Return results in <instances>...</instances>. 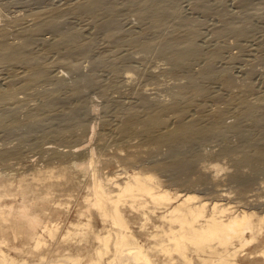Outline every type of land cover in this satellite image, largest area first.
<instances>
[{"label":"bare ground","instance_id":"1","mask_svg":"<svg viewBox=\"0 0 264 264\" xmlns=\"http://www.w3.org/2000/svg\"><path fill=\"white\" fill-rule=\"evenodd\" d=\"M111 1L114 0H77L72 4L65 2L68 4H64L65 7L44 6L32 11L31 20L25 23L23 21L26 19L19 13L9 18H4V15L5 20L15 23L12 29L10 25L0 23V68L18 65L23 68L22 71L10 69L9 76L0 77V131L11 133L15 130L11 128L28 124L31 134L36 131L37 134L41 133V136L37 135L39 139L48 140L44 145L41 144L43 146L40 145L39 157H35L36 154L28 155L21 141L12 146H0V264H158L154 256L156 249L170 256L166 264L175 263L174 254L188 264H197L196 259L200 264H264V199L259 197L258 192L248 193L253 190L255 172L241 169V166H247L255 171L264 163V117L256 119L262 131L259 138L254 132L242 129L245 119L252 116L256 109H263L264 105H246L247 112L244 111L234 121H227L226 109L219 104L220 96L205 95L206 85L198 78H213L217 74L218 70L211 65V61L217 59L220 46L205 56L204 65L198 72L200 77L192 75L189 82H176L177 89L168 98L155 95V91L149 88L139 93L135 103L122 114L102 118L104 123L108 122L105 125L100 123L105 129L102 131L103 137L104 133L111 132L115 142L125 141L127 149L123 147L121 150L126 152L120 150L112 157L101 158L96 146L91 143L100 133L97 132V123L91 131H74L75 126H85L82 116H76L84 104H68L69 101L66 103L65 100L69 98L65 96L68 90L71 95H82L84 86L90 80L83 78L70 83L67 73L77 68L79 52L87 49L90 41L80 42L77 38L79 29L64 27L68 15H87L91 29L95 33L103 31V36L115 46L121 43L149 50L155 40L146 35L152 30H161L165 26L164 17L176 11L175 0H125L131 12L143 21V25L141 31L124 35L118 41L116 36L120 30L113 21L121 15V9L117 4L109 5ZM239 1L246 6L248 0ZM209 4L201 0L194 1V7L200 9L201 13H217L224 19L222 22L227 21V25L241 31L246 28L245 20L250 15V12L245 11L247 7H244L245 13L241 18L231 21L229 14L221 7L212 11L215 7ZM1 17L0 22L4 20ZM16 23L17 27L14 28ZM173 28H184L186 31L180 34L174 30L166 34L158 43L160 52L173 67L185 70L190 60L198 55L193 42L194 24L179 17ZM47 30L53 36L43 39L46 45L43 52L50 50L56 55L50 64L41 61L46 52L35 53L31 49L38 40H35L37 36ZM10 33L18 34L19 41L9 40ZM240 35L245 37L246 32ZM234 58L236 55H231V59ZM53 63H61L65 68L58 75H53L55 77L49 71ZM112 70L115 74L120 73L117 64ZM225 70L221 68L220 72L228 73ZM132 73H127L125 79L130 78ZM50 80L56 82L54 88L46 87ZM224 83L229 84V81ZM43 84L45 88L41 87ZM63 87L68 89L66 94L62 93ZM62 94L65 100L61 103H65L59 104ZM33 96H38L39 102L33 103L34 107L29 106L32 109L29 108L30 112L26 115H17L19 112L16 114L13 107L28 103L27 99L32 100ZM226 97L231 101L233 94ZM197 98L203 99L206 106L197 103ZM208 99L210 104L207 103ZM101 104H91V114H98V105ZM58 106L64 115V118L59 116L62 122L56 119ZM53 118L55 122L59 121V125L46 131V123L51 120L54 122ZM229 132H236L240 137L239 143L236 141L238 144L234 145L224 142L216 154L220 158L229 155L236 157L237 154L239 157H234L235 164L232 165L234 169H229L221 162L203 164L195 157L197 144L213 139L224 140ZM86 134H90V137L84 139ZM65 135L71 143L56 142ZM37 141L34 147L40 144ZM143 144H150L151 147L143 149ZM146 158L149 159L148 164ZM102 161L109 165L119 162L124 166L113 173H106L99 165ZM47 168L56 174H47ZM153 170L166 176V180L176 187H164ZM41 180H44L43 184ZM225 181L235 183L240 188V207L221 204L220 201L228 195V192L222 191L224 187H219ZM82 182L89 190L84 197L90 210L87 220L82 219L84 211L78 209V215L74 218H71L70 213L72 203H75V208L79 205L76 203L75 190L82 186ZM206 182L214 187L210 188L212 192L209 190L210 194H214L211 201L193 189L195 185ZM181 186L186 188V193H180ZM208 187L206 185L205 190ZM56 192L65 197L57 196ZM93 215L97 216L102 227L93 225ZM155 216L163 223L156 224V229L150 230ZM62 223L68 226L67 236L82 235L78 243L73 245L78 250L77 254L66 248L56 257L39 253L38 263L27 259L20 262L3 249V244L8 243L4 236H13L15 239L25 236L26 243H32V251H40L49 244L46 235L56 236ZM135 227H139V231H149L151 239L158 241L148 244L137 234ZM80 243L82 246L75 247ZM23 249L27 250V246ZM215 255L216 259L212 258ZM87 256L89 259L86 262L84 258Z\"/></svg>","mask_w":264,"mask_h":264},{"label":"rangeland","instance_id":"2","mask_svg":"<svg viewBox=\"0 0 264 264\" xmlns=\"http://www.w3.org/2000/svg\"><path fill=\"white\" fill-rule=\"evenodd\" d=\"M41 1L43 2V4ZM76 1L77 0H67V1L66 0H61V1L60 0H0V8H1L0 17L2 16L1 18H3L5 15L4 18L6 17L9 18V16L12 15L15 16L16 13L17 14L19 13L18 15L22 16L24 20L26 19L25 21H23L25 23L28 20L29 21L31 20L32 11L42 9L41 7L44 6L49 7V5L65 7V5L67 6L68 4L70 3L72 4L73 2L75 3ZM114 1L109 2V5L117 4L118 7L121 9V15L118 17V19L113 21L115 26L120 30V33L116 36V39L118 41H121L124 38V35L137 33L141 31V26L143 25V21L138 19V17L133 12H131V10L128 8V5L125 3V0H114ZM194 1L196 2V0H175L176 11L175 13L168 14L164 17L165 26L159 31L152 30L149 34L146 35L147 38H153L155 40L154 42L155 44H153L154 46L152 45L151 49L149 50H145L144 48L141 47L126 46V45H122L121 43L118 46H115L113 43H110L106 39V37H104L105 35L103 31H101L100 33L96 31L95 33V30L91 29L92 26L88 24L89 17L87 15L80 14L77 17H75L74 15H68L64 27L68 28L69 26V28L79 29L80 33L77 36L78 40L80 42L90 41V43L87 49L79 52L78 55L79 57H77L78 59L76 60L77 63L79 64L78 65L79 67L77 66L76 69L71 70L72 72L69 71L67 73L68 76L67 79H69L68 81L70 83L77 81V79L79 80L83 78L84 79L87 78V81L88 80L90 81H88V83L84 86L83 89L84 91L81 92L82 95L80 93L78 94L81 97L75 94L78 96V98L74 94L71 95L69 90L63 87L65 89H62L63 90L62 93H65L68 90L70 94L68 92L67 94L65 93L67 95L65 97L69 99L65 100V97L62 94L58 102L59 104H63L66 101L67 102L69 101L68 104H77L80 102L84 104V107L86 108L83 107L80 110L81 112L78 111L76 113V116L79 115L77 116L78 118L82 116L81 118L84 119L85 126H80V127L75 126L76 129H74V131L85 132L87 131V129L91 131V128L95 123L99 124L97 127L98 128L97 132L100 131V133L98 132L99 134L96 135L97 137H95L91 143H93L96 146V149L101 158L105 159L108 157H112L114 154H117V152L120 151L121 148L123 147L125 150L127 149L126 146L127 143L125 141L120 142L118 140H116L115 142L114 136L112 137V135H110L111 132L104 133V137H103L102 131H104L105 129L103 128L102 124L105 125L108 122L104 123L102 121V118L109 117L111 115L122 114L132 103H135L136 98L139 96V93L149 88L155 91V95L168 98L169 95H171L177 89L176 82L177 83L183 81L189 82L192 80L193 76L194 77L199 76L198 72L202 69L201 66L204 65L206 59L205 56L209 54L210 51L214 50L215 48H218L217 46H220L218 48L219 49L218 57L216 60L211 61V65H213L219 72L217 71V74H215L213 78H202L200 76H199L200 78H198L199 79L198 81L206 85L205 95L217 94L220 96L219 104L226 109L225 118L227 121H234L239 116H241V114L244 111L247 112L248 106L246 105L249 104L260 105V106L264 105V0H248L246 1L247 2L246 6L243 3H241L239 0L238 1L237 0L236 1L235 0L233 1L232 0H218V1L201 0V1H205L208 4L210 3L209 5H212V7L214 6L215 8L212 9V11L219 10L217 9V7L218 8L221 7L226 13L229 14V18L231 19V21L232 19L236 21L237 18L238 19L241 18V16H243V14L245 13L243 11L245 9H246L245 11L250 12V15L247 16L245 20L246 28L243 29L242 31L236 29L235 27L227 25V21L226 23L225 21L222 22L224 19H221V17H219L217 13L216 15H214L215 13H212L213 15L209 13L208 15L202 12L204 14L203 16L201 10L194 7ZM65 2H67L68 4ZM192 3L193 5H191ZM244 7L247 8L244 9ZM179 17L183 19H188L190 22L194 24L195 36L193 42L198 51V55L190 60L188 67H186V69L184 68L185 70L182 69L179 70L173 67L172 64L169 63L167 57L160 52V45L158 44L159 42H161L162 38H164L166 34L175 30L173 28V24L175 21L178 20ZM0 23L2 25L3 23L4 25H10L11 29L13 28V25H15L14 22H9V20H5V19L2 20ZM17 24L18 23H16V26H14V28L17 27ZM175 31L177 33L182 34L186 31V29L179 28L176 29ZM245 32H246L245 37L240 35V34H244ZM10 34H11L10 36L8 35V39L10 38L9 40L19 41L18 38H20V36L18 34L16 33L13 34L10 33ZM51 36H53V33L48 30L42 32L35 39V40L38 39L37 40L38 42L35 41L33 43L31 48L32 51H34L35 53L43 52V49L46 46L43 42L44 41L43 39L50 38ZM49 51L50 50H44V52L46 53L43 52L44 54L41 59L42 62L50 64V62H52L53 59L56 57V55L53 52H49ZM233 54L236 55V58H234V60L231 59V55ZM115 64H117V66L120 69V73L118 74H115L112 70ZM51 66L52 67L49 69L51 76L55 74L58 75L59 71L65 70L63 64L61 63H53V65ZM1 68H0V77L2 78L9 76L10 69L14 70L15 68V70L17 71L23 70V68L19 65L10 66V68L9 66H5ZM221 68L222 71L226 69L225 71H228V73L222 71L220 72ZM130 71L133 72L132 75L130 76V78L125 79L127 73H129ZM228 81L229 84L224 83ZM54 82H55L54 80L48 81L46 83V87L52 88L53 86L54 88V86L56 85V84L54 85ZM41 87L45 88V84H43V86ZM231 93L233 94V97L232 100L229 101L226 96L230 95ZM33 97H31L32 100H30V98L27 99V101L29 100L28 103L26 102V104L24 103L23 105L21 104L19 106L16 105L15 107H13L16 114L19 112L17 115H20V113H21L20 116L26 115L27 112H30L29 108H31L32 106L34 107L33 103L37 104L39 102V100L37 99L38 96H33ZM209 99L207 103L210 104ZM62 100L63 101L65 100V102L61 103ZM202 100L203 99L201 98H197L196 102L199 103L201 106H206V104L203 103L204 101ZM94 102L102 103L101 105H98V111H97L99 112L98 114L97 113L91 114L92 108L90 107V105L96 104ZM59 104L57 103V105ZM57 111L58 112H56L55 114L57 116L56 119L57 120L61 119L59 121L62 122L63 119L59 117V116L62 117L64 116L63 112H61L62 111L61 107L58 108ZM191 111L193 112L194 109L193 110L191 109ZM60 112L62 113V115H60L61 114ZM259 117H264V108L256 109V111L253 113L252 116L247 117L244 121V125L242 128L243 130H249L254 132L257 138H259V135L262 132L261 129L258 128V124L256 121V119ZM54 119L55 118H53V120ZM56 119L54 120V122L51 120L53 124L48 121L49 123L48 122L46 123L44 129L47 131L51 128H54L55 126H58L59 121L55 122ZM101 127L103 128V130ZM11 129L12 130L15 129V130L11 131V133L5 132V133H9V135L8 134L6 135L4 131L2 132L0 131V135H1L0 146L4 144L8 146L9 145L12 146V144L14 145L16 142L20 143L19 141H21L23 142L22 143L23 145L25 144V147L27 148L28 151L27 152L28 155L36 154L37 156L35 155V157L40 156L41 154L40 145L41 144L44 145V142L48 141L45 138H43V140L42 138L39 139L38 136L39 135L41 136V133L37 134L35 131L32 132V134H34V136H32V134L30 133L31 127L28 126V124L16 126ZM19 137L22 138L24 141L22 139L20 140ZM89 137L90 134L89 135L86 134V136L83 138L87 139ZM35 138H37L40 141L38 142L37 139L35 140ZM66 138L67 135H65L64 137L62 136V139H60L61 141L56 140V142L61 143L62 141H64L62 142L63 144L71 143L68 142V139L66 140ZM239 138L240 137L237 136L236 132H229L226 134L224 140L213 139L210 141L201 142L196 146L197 147L196 150L198 152L197 154H195V157L197 159H200L201 163L203 164L209 163L211 161L221 162L222 164L228 166L229 169L232 170L235 167L232 166L235 164L234 163L235 155L234 157L229 155L227 157L220 158L219 155H217L216 153L221 149L222 145H224V142L234 143V145H236L239 143L238 141H240ZM25 139L27 140L25 141ZM36 141L37 144L40 143L39 145L36 146L37 149L36 147H34ZM70 141H72V139ZM149 146L150 144H143L142 147L141 146L140 147L143 149H148ZM163 149H166V147ZM125 150H121V151L126 152ZM230 156L231 158H229ZM238 157L239 156H237L236 154L235 158ZM148 160L149 159L146 158L145 162L147 164H148ZM150 160L152 161V159ZM120 164L121 163L119 162H115L109 165L103 163V161L99 162L101 169H103L106 173H113V171L120 170L124 166ZM52 165H56V164L53 163ZM241 167H242L241 169H243L244 171L252 172V173L255 172L254 175H256L255 181L252 186L253 190L248 191V193L258 192V194L260 195L259 197L264 199V170H263L264 163L261 166H259L258 169L255 171L247 166H241ZM54 169L57 170L56 167H54ZM147 171L151 172V170L148 169ZM152 172L157 174L160 183H162L164 187L166 188L176 187V185L174 186L171 185L172 182L166 180L167 178L166 176H163L161 173L155 170H153ZM47 174L51 175L56 173L52 171V169L50 170V168H47ZM198 175L199 173L197 172V176ZM192 176L196 177L195 174H193ZM52 177L54 176H51L50 178ZM43 181L44 180L40 181L41 184H43ZM81 184L82 186H79L75 190V198L78 199L76 200V203H79V205L77 206V208H75V203H72L73 206H71L70 208V213H71V218H74L78 215L77 213L78 209L84 211L85 214L83 215L82 219L87 220V214L90 213V210H88V203L85 201L84 197L89 193V190L84 184V182H82ZM206 185H208L209 187L208 189L205 190ZM219 187L220 188L224 187L222 191L228 192V195H225L224 199L220 201L223 206H234L233 208L240 207L241 205L240 202L241 195L239 193L240 188L235 183L230 184V182L225 181L223 182L222 187L221 185ZM188 188L190 189L191 187ZM210 188H214V187L211 186L210 182H206L205 184L200 183L199 185H195L193 189H196V193L200 195L202 194L206 196V199L210 200L212 199V197H214L213 193L210 194V191L211 192L213 191V189L211 190ZM179 189H180V193H186V188H184V186L179 187ZM205 191L208 193V195L206 194ZM55 194L61 198L65 197V196H60L59 193L57 192ZM259 211L261 212L262 210L259 209ZM92 219H93L92 221L93 225L95 227H102V224L98 220L96 215H93ZM158 223H163V222H159L155 216L154 222L150 224L151 227L150 230L156 229L155 225ZM165 227H167V224H165ZM135 229L137 234L148 244H154L158 241L155 239H151L152 236L150 235L149 231L147 230L139 231V227H135ZM85 230H89V229H85ZM67 231H68V226L62 223L61 227L59 228V232L56 236L51 237L49 235H46V238H48L49 240L48 241L49 244L43 247L40 251H35V252H33L34 248L32 246V243H26L25 236H20L19 239H15L13 236H4L6 237L8 243L3 244V249L8 253L14 255L17 258V260L20 262H22L24 259H27L28 261L38 263L40 259L39 253H47L52 257H56L60 253L64 252L66 248L71 249L72 253L77 254L78 250L74 248L73 245H76L78 243L82 235L72 234L70 236H67L66 235ZM80 244L81 245H77L75 247L82 246V243ZM26 246H27V250L23 249V247ZM154 256L158 259L159 261L158 264H166V262L169 261L170 259V256L160 249L155 250ZM216 257L217 256L215 255L212 258L216 259ZM88 259L89 256L84 258V261L87 262ZM174 261H175L174 264H188L182 261L179 258V256L176 254H174ZM195 261L197 264L201 263L198 259H196ZM105 264H109V263H105ZM168 264H172V263H168Z\"/></svg>","mask_w":264,"mask_h":264}]
</instances>
